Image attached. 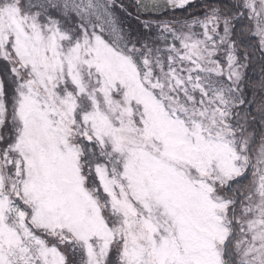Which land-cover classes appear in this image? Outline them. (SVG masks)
<instances>
[{
    "label": "snow or ice",
    "instance_id": "6c2138e0",
    "mask_svg": "<svg viewBox=\"0 0 264 264\" xmlns=\"http://www.w3.org/2000/svg\"><path fill=\"white\" fill-rule=\"evenodd\" d=\"M0 264H264V0H0Z\"/></svg>",
    "mask_w": 264,
    "mask_h": 264
},
{
    "label": "trees",
    "instance_id": "16d2710c",
    "mask_svg": "<svg viewBox=\"0 0 264 264\" xmlns=\"http://www.w3.org/2000/svg\"><path fill=\"white\" fill-rule=\"evenodd\" d=\"M194 11H196V9H193ZM260 74V66L259 64L256 65L255 69L249 72V75L252 77H258Z\"/></svg>",
    "mask_w": 264,
    "mask_h": 264
}]
</instances>
